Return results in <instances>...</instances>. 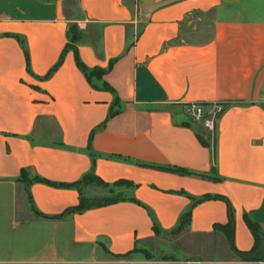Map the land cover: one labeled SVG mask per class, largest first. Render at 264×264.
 Wrapping results in <instances>:
<instances>
[{
  "label": "crops",
  "instance_id": "crops-1",
  "mask_svg": "<svg viewBox=\"0 0 264 264\" xmlns=\"http://www.w3.org/2000/svg\"><path fill=\"white\" fill-rule=\"evenodd\" d=\"M75 50L114 60V91ZM223 102L212 173L211 130L186 105ZM91 170L78 187L33 180ZM207 194L231 203L237 250L256 243L249 221L264 241V0H0V264H127L163 236L150 210L170 230ZM81 195L117 201L62 215ZM228 201L195 204L184 232L222 235Z\"/></svg>",
  "mask_w": 264,
  "mask_h": 264
},
{
  "label": "trees",
  "instance_id": "trees-1",
  "mask_svg": "<svg viewBox=\"0 0 264 264\" xmlns=\"http://www.w3.org/2000/svg\"><path fill=\"white\" fill-rule=\"evenodd\" d=\"M21 42H22L23 47H24V51H25V55H26V59H27V63H28V68H29V53H28L26 45L24 44V41L21 40ZM67 48H69V45L66 46V48L64 49L59 61L55 64V66L44 77H49L52 74V72L62 63L63 56H64ZM75 52H76V63L79 66V68L84 72V74L86 75V77H87L88 81L90 82V84L93 87H96V88H103V89H108V90L114 91V89L106 81L102 80L103 75L105 73H107L111 69V66H112L114 60H112L110 62V65L108 66V68H102V67L90 68L87 65H85L84 62L80 59L77 50H75ZM119 101H120L119 98L116 96L115 102H114V104H112V107L110 109L108 117L113 116L115 113L118 112V108H114V106ZM202 104L207 106V105H211L212 103H202ZM220 104L223 105V109H224L225 105H227V103H225V102L220 103ZM187 105H186V107H187ZM220 115H221V113L218 114V119L220 118ZM190 119L192 121L198 123V124L203 125L202 122H197L194 119H192L191 117H190ZM104 125H105V122H103L100 127H103ZM216 130H217V124H216L215 129L211 130V134L209 136V138L212 141V146H213V150H214V153H213L214 154V164H213V168H212V173H216V166H215V164H216ZM149 165L153 166V167L174 170V171L180 172V173L188 172V170L180 168V167L157 166V165H154V164H149ZM204 176H206V175H204ZM33 180L34 181L45 182V183H48V184H51V185H55V186H72V187H78L83 182H98V181H100V179L95 175L93 170H91L88 173H86L82 177V179H80V180H78V181H76L74 183H57V182L50 181V180H48L46 178H43V177H40V176H37V177L33 178ZM210 198H220V199H224V200L228 201L226 199V197H224L222 195H217V194H214V195L207 194V195H203V196H199V197L191 196V199H192L191 207L181 215V217H180L178 223L176 224V226L173 227L170 230H164L159 225L154 213L150 210V213H151V216H152V219H153V229H154L155 234L156 235L174 236V235L178 234L180 231L185 230L186 228H188V226L190 224L192 207L195 204H197L198 202H201V201H203L205 199H210ZM116 201H117V199L112 198V199H104L103 201L99 200V201H96V202H91L86 197L81 195L80 202L76 206L68 208L66 211H64L62 213V215H65V214L71 213V212H81V211H84L87 208H90V207L94 206V205L96 206V205H102V204H109V203L116 202ZM135 201L140 203L137 200H135ZM37 212H38V214H41L39 211H37ZM234 225H235V222H234V210L232 208L231 203L228 201V221L225 224L221 225V231L228 238L230 245H232V248L235 251H237L238 253H241V254H254L255 252L260 251V248L264 245V241H263L262 237L259 236V234H258L257 226L254 223L249 221V225H250L251 229L254 231V234L256 236V243H255L254 247L251 250H248V251H239L233 246ZM140 249L142 250V248L135 247L131 252L140 251Z\"/></svg>",
  "mask_w": 264,
  "mask_h": 264
},
{
  "label": "rangeland",
  "instance_id": "rangeland-1",
  "mask_svg": "<svg viewBox=\"0 0 264 264\" xmlns=\"http://www.w3.org/2000/svg\"><path fill=\"white\" fill-rule=\"evenodd\" d=\"M130 259L127 264H264V245L254 254H241L230 246L223 232L219 236H200L182 230L174 236L148 241Z\"/></svg>",
  "mask_w": 264,
  "mask_h": 264
},
{
  "label": "built area",
  "instance_id": "built-area-1",
  "mask_svg": "<svg viewBox=\"0 0 264 264\" xmlns=\"http://www.w3.org/2000/svg\"><path fill=\"white\" fill-rule=\"evenodd\" d=\"M222 110L223 105L220 103H212L207 106L202 103H190L186 107V112L192 119L197 122H202L203 125L210 130L215 129L218 121V114H220Z\"/></svg>",
  "mask_w": 264,
  "mask_h": 264
}]
</instances>
